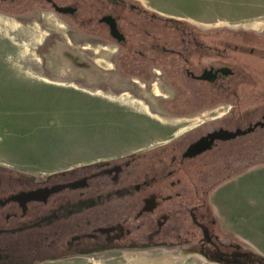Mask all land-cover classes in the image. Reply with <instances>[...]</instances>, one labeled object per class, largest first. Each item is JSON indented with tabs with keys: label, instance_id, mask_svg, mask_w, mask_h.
Here are the masks:
<instances>
[{
	"label": "flooded vegetation",
	"instance_id": "af4514ba",
	"mask_svg": "<svg viewBox=\"0 0 264 264\" xmlns=\"http://www.w3.org/2000/svg\"><path fill=\"white\" fill-rule=\"evenodd\" d=\"M0 7L48 26L35 70L131 102L121 106L127 115L164 120L167 131L50 171L0 161V264L155 249L264 264L211 198L236 172L264 166V34L174 19L139 0H0ZM46 17L65 28L45 25ZM148 123L145 133L156 130Z\"/></svg>",
	"mask_w": 264,
	"mask_h": 264
},
{
	"label": "rangeland",
	"instance_id": "374dc122",
	"mask_svg": "<svg viewBox=\"0 0 264 264\" xmlns=\"http://www.w3.org/2000/svg\"><path fill=\"white\" fill-rule=\"evenodd\" d=\"M139 1L157 11L156 3L164 4L165 0ZM166 1L168 4L164 5L186 11L183 18L164 16L201 26L223 23L242 26L264 34V0ZM8 14L0 7V161L20 169L50 171L166 136L167 131L160 129L165 126L164 120L148 119L144 124V120L132 118L133 114L127 115L129 112L122 104L132 109L131 102L103 97L90 92L87 86L56 81L35 70L33 62L38 56L35 46L48 26L39 28L36 23L27 24ZM46 19L45 25L65 28L58 18ZM148 122H152L156 130L145 133L146 127L142 125L151 126ZM211 198L237 237L264 255V166L236 172L215 188ZM33 264L218 263L155 249L108 252L95 258L42 260Z\"/></svg>",
	"mask_w": 264,
	"mask_h": 264
},
{
	"label": "crops",
	"instance_id": "0c3cea01",
	"mask_svg": "<svg viewBox=\"0 0 264 264\" xmlns=\"http://www.w3.org/2000/svg\"><path fill=\"white\" fill-rule=\"evenodd\" d=\"M144 2H146L145 0H143ZM164 4H168L167 3V1L165 0V1H162ZM164 4H162V3H156V10L158 11V12H160V13H162V14H166V15H169V16H174V17H176V18H183V17H185V16H182V15H184L183 13H184V11H186V10H183L182 8H180V7H173L172 5V7L174 8H172V7H169L168 5H164ZM165 6V7H164ZM180 8V9H179ZM187 13H188V11H187ZM217 14V13H216ZM212 16V15H211ZM213 16H216L215 14L213 15Z\"/></svg>",
	"mask_w": 264,
	"mask_h": 264
}]
</instances>
